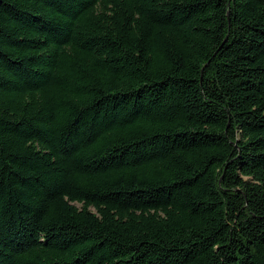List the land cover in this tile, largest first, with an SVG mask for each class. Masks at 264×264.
<instances>
[{"label": "trees", "instance_id": "16d2710c", "mask_svg": "<svg viewBox=\"0 0 264 264\" xmlns=\"http://www.w3.org/2000/svg\"><path fill=\"white\" fill-rule=\"evenodd\" d=\"M0 264H264V0H0Z\"/></svg>", "mask_w": 264, "mask_h": 264}]
</instances>
